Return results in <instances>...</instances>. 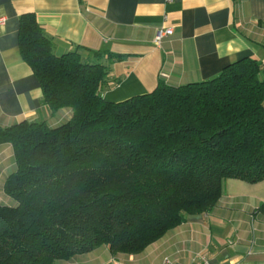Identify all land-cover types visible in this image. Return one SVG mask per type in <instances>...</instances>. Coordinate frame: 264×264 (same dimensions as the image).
Returning <instances> with one entry per match:
<instances>
[{
  "label": "trees",
  "instance_id": "16d2710c",
  "mask_svg": "<svg viewBox=\"0 0 264 264\" xmlns=\"http://www.w3.org/2000/svg\"><path fill=\"white\" fill-rule=\"evenodd\" d=\"M19 46L45 104L70 117L58 126H0L16 160L4 183L16 203H0V264H56L102 244L135 254L189 215L211 211L226 179L264 180L259 59L113 102L104 97L109 64L77 50L56 55L34 13L20 17Z\"/></svg>",
  "mask_w": 264,
  "mask_h": 264
},
{
  "label": "crops",
  "instance_id": "0c3cea01",
  "mask_svg": "<svg viewBox=\"0 0 264 264\" xmlns=\"http://www.w3.org/2000/svg\"><path fill=\"white\" fill-rule=\"evenodd\" d=\"M34 13L61 56L79 51L85 61L109 64L112 85L104 97L120 102L170 85L217 76L228 64L251 56L264 63V0H0V126L23 120L58 126L68 111H53L40 81L22 56L19 22ZM160 28H172L161 44ZM96 52H101L97 54ZM122 54L111 61L108 53ZM16 170L13 146L0 143V203ZM6 198H1L2 194ZM264 180L224 181L217 205L186 221L135 254L106 244L56 264H264Z\"/></svg>",
  "mask_w": 264,
  "mask_h": 264
},
{
  "label": "built area",
  "instance_id": "2783aa9c",
  "mask_svg": "<svg viewBox=\"0 0 264 264\" xmlns=\"http://www.w3.org/2000/svg\"><path fill=\"white\" fill-rule=\"evenodd\" d=\"M172 28H160L157 31L155 42L156 44H161L163 39L172 33ZM161 264H176L171 258L166 257ZM202 264H209V262L203 258Z\"/></svg>",
  "mask_w": 264,
  "mask_h": 264
},
{
  "label": "rangeland",
  "instance_id": "374dc122",
  "mask_svg": "<svg viewBox=\"0 0 264 264\" xmlns=\"http://www.w3.org/2000/svg\"><path fill=\"white\" fill-rule=\"evenodd\" d=\"M1 194H2L1 198H5L4 195H3V193H1ZM5 199H6V198H5ZM12 200H13V199H12Z\"/></svg>",
  "mask_w": 264,
  "mask_h": 264
}]
</instances>
